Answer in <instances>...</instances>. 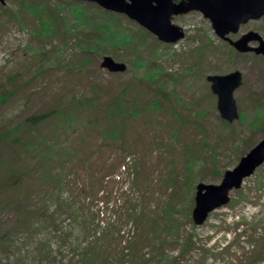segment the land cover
Segmentation results:
<instances>
[{"label":"rangeland","instance_id":"1","mask_svg":"<svg viewBox=\"0 0 264 264\" xmlns=\"http://www.w3.org/2000/svg\"><path fill=\"white\" fill-rule=\"evenodd\" d=\"M6 2L0 5V101L7 97L0 108V264H264V166L204 225L192 220L196 185L219 184L264 138V122L252 124L257 107L264 118V58L233 52L198 12L173 17L186 38L170 45L92 3ZM36 3L47 26L55 17L56 33L42 37L39 13L30 11ZM73 9L86 16L81 29ZM92 21L128 33L136 48L86 53ZM249 31L264 37V22L251 21L231 38ZM134 52L161 76L146 78L148 67L137 69ZM109 55L127 71L102 69ZM233 71L243 74L234 93L241 115L228 123L206 78ZM119 97L130 104L113 128L110 107ZM51 110L57 112L47 122L24 129L25 119Z\"/></svg>","mask_w":264,"mask_h":264},{"label":"water","instance_id":"2","mask_svg":"<svg viewBox=\"0 0 264 264\" xmlns=\"http://www.w3.org/2000/svg\"><path fill=\"white\" fill-rule=\"evenodd\" d=\"M5 3V0H0ZM96 2L103 8L125 13L138 21L143 27L157 35L160 40L175 43L184 37L181 29L172 24L174 15L200 11L213 23L216 34L227 40L239 52L254 51L264 55V40L254 32H250L236 42L226 36L237 33L242 24L250 20L264 18V0H83ZM179 1V2H175ZM259 41L257 48L249 47L250 42ZM110 72H124L126 65L116 62L112 57H105L101 64ZM208 81L218 96V109L221 116L233 122L238 119L234 92L242 85V75L234 72L228 75H211ZM264 163V139L257 144L233 170L225 173L219 185H197L196 206L193 210L195 224L202 225L209 214L230 201L229 194L233 189H239L245 178Z\"/></svg>","mask_w":264,"mask_h":264},{"label":"trees","instance_id":"3","mask_svg":"<svg viewBox=\"0 0 264 264\" xmlns=\"http://www.w3.org/2000/svg\"><path fill=\"white\" fill-rule=\"evenodd\" d=\"M32 6L33 7L30 9V11L39 13L38 14L39 15L38 18H39L40 26L41 27L45 26L44 19L47 17V15L41 10V4L40 3H36L35 5L32 4ZM4 11L9 13L10 16L15 14V13L7 10V9H4ZM51 14H52V12H51ZM73 14L75 15V17L77 19H79L80 26L78 28L81 29L80 27L83 26L82 23L85 22L84 20H85V17H86L84 12H82L80 10L73 9ZM53 18H54V23L52 21L49 24V26L47 28H44L43 31H42L44 33V35H43L44 37H47L49 34L56 33V29H55L56 19H55L54 16H53ZM91 28L92 29H87V35H85V37L88 38V39H86L87 45H83V46H85V48H82L83 50L85 49L87 51L86 53H89V52H93L94 53L95 51H97L96 53H100L101 50L104 47H112V48L117 49L120 46H124L125 48H128L129 44L131 45L130 47L136 48V44H138V40H136L134 37L130 36L128 33L123 35L121 32H119L118 27L113 28L112 25H109L107 23L105 25H103V26H97L95 24V21H92ZM95 28H99V31H100V32L98 31V37L95 36L96 35V31L93 30ZM139 44L141 45V43H139ZM96 45H99L100 47L97 48ZM138 53L139 52H134L135 55L137 54V57H135V59H136L135 66H137V69H140V68H143V67H148V70H147V73L145 74V77L149 78L150 80H153L155 76H157V77L161 76V74L159 72L153 71L152 68L149 67L148 64L144 62L143 56L142 57L138 56ZM83 60H84V62H86L88 60L87 56ZM163 88L164 87H162V90H163ZM124 94L125 93H123L121 96L123 97ZM6 101H7V97L3 96L1 101H0V108L5 104ZM92 101H94V100L92 99ZM117 102L118 103H117L115 109L110 107V112L114 113V115H115L114 118L109 121V126H111L113 128H115L117 126V120L119 118L123 119V116L128 111L127 107H128V103L129 102L128 103H127V101L124 102L121 97L118 98ZM56 112H57L56 110H51V111H48V112H45V113L33 115V116L25 119L23 127H24V129H27L30 132H32V131H34V128L36 126L39 127L41 124H44L45 122H47L51 117H54L56 115ZM130 112L132 113V115H136V113L138 112V105H136V103H134V104L132 103V105L130 107ZM258 112H259V109H258ZM60 115H62V114H60ZM261 122H264V118L260 119L258 117V119H254L253 120L252 124H254V125L255 124H260ZM92 123L93 122L91 120H89L86 124L89 125V124H92ZM121 128H123V124L121 125ZM80 130H81V128L76 130V132L80 131ZM112 131H115V129H111L109 131L110 132L109 135L112 134ZM103 135L105 136L106 132ZM43 144L46 145L47 143L43 142ZM46 154L48 156L50 153H46ZM187 243H188V246H191V239L188 240Z\"/></svg>","mask_w":264,"mask_h":264}]
</instances>
